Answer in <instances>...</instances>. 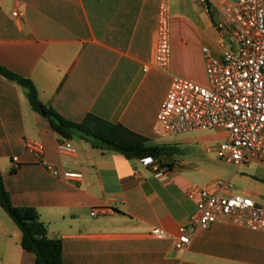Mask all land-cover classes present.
<instances>
[{
  "label": "crops",
  "instance_id": "0c3cea01",
  "mask_svg": "<svg viewBox=\"0 0 264 264\" xmlns=\"http://www.w3.org/2000/svg\"><path fill=\"white\" fill-rule=\"evenodd\" d=\"M163 1L0 0V64L32 80L45 104L69 120L80 122L91 113L179 150L163 158L168 166L160 175L143 160L95 148L79 136L69 139L76 152L62 153L58 142L64 138L33 109L27 89L0 74L5 187L15 206L37 210L46 235L61 239L65 264H264V230L226 221L198 229L185 249L175 246L180 226L197 210L186 194L191 185L229 180L233 193L264 206V162L219 160L216 148L227 137L221 128L157 134V115L173 76L207 84L203 48L223 52L216 23L222 7L234 0H167L166 71L153 62ZM27 140L43 144L42 157L26 147ZM65 170L81 172L82 181L66 180L60 175ZM156 227L166 236L152 235ZM0 264H36L1 205Z\"/></svg>",
  "mask_w": 264,
  "mask_h": 264
},
{
  "label": "built area",
  "instance_id": "2783aa9c",
  "mask_svg": "<svg viewBox=\"0 0 264 264\" xmlns=\"http://www.w3.org/2000/svg\"><path fill=\"white\" fill-rule=\"evenodd\" d=\"M193 1L207 4V0ZM216 28L225 42L221 54L203 48L207 84L174 75L157 115V134L175 136L221 128L226 130L227 137L216 148L219 160L236 165L264 162V0L227 3ZM153 62L162 71L168 70L171 63V15L167 0L159 8ZM25 144L37 157L43 156L41 142L27 140ZM58 149L65 154L76 152L69 139L60 140ZM142 160L159 175L167 169L155 158ZM53 173L59 174L56 169ZM60 175L72 182L83 179V174L74 170ZM232 188L229 180L214 179L204 186L193 184L187 189V197L196 202L197 210L180 226L177 249H185L198 229H207L218 221L264 230V206L248 196L233 193ZM96 213V209L91 211ZM151 234L163 238L166 231L156 227Z\"/></svg>",
  "mask_w": 264,
  "mask_h": 264
},
{
  "label": "trees",
  "instance_id": "16d2710c",
  "mask_svg": "<svg viewBox=\"0 0 264 264\" xmlns=\"http://www.w3.org/2000/svg\"><path fill=\"white\" fill-rule=\"evenodd\" d=\"M0 74L16 81L27 89L33 109L44 116L49 121L53 131L64 139L79 136L95 148L112 150L131 160L155 158L163 166H168L162 161L163 158L179 153L178 148L173 144L155 143L121 123H114L91 113L87 114L80 122L69 120L40 99L38 90L32 80L10 71L1 64ZM0 205L20 228L22 247L35 254L36 264H65L63 262L61 239L49 237L38 226L39 214L35 208L30 206L18 207L13 204L10 193L5 187L1 170Z\"/></svg>",
  "mask_w": 264,
  "mask_h": 264
},
{
  "label": "rangeland",
  "instance_id": "374dc122",
  "mask_svg": "<svg viewBox=\"0 0 264 264\" xmlns=\"http://www.w3.org/2000/svg\"><path fill=\"white\" fill-rule=\"evenodd\" d=\"M195 143H200V142H199V139H198V142H195ZM201 145H202V146H204V145H209L210 147L213 146V144L210 143V142H203ZM182 153H183V154H186V152H183V151H182ZM203 154H205L206 157H208L209 155H211L210 153L207 152V150H205V151L203 152ZM201 155H202V154H201ZM211 156H212V155H211ZM214 160H215V159H214ZM216 162L218 163L217 160H216Z\"/></svg>",
  "mask_w": 264,
  "mask_h": 264
}]
</instances>
